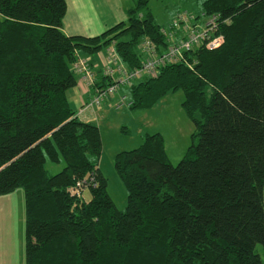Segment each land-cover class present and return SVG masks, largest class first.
I'll return each mask as SVG.
<instances>
[{
  "label": "trees",
  "instance_id": "trees-1",
  "mask_svg": "<svg viewBox=\"0 0 264 264\" xmlns=\"http://www.w3.org/2000/svg\"><path fill=\"white\" fill-rule=\"evenodd\" d=\"M147 2L86 37L65 33L67 0H0V195L25 190L28 264H264V0H203L223 43L129 88L132 108L183 90L198 142L174 165L162 135L149 134L115 158L126 207L108 192L100 127L77 116L67 91L80 52L113 44L134 68L143 38L163 50L162 25L140 11ZM48 160L65 166L49 174Z\"/></svg>",
  "mask_w": 264,
  "mask_h": 264
},
{
  "label": "rangeland",
  "instance_id": "rangeland-1",
  "mask_svg": "<svg viewBox=\"0 0 264 264\" xmlns=\"http://www.w3.org/2000/svg\"><path fill=\"white\" fill-rule=\"evenodd\" d=\"M92 1L97 3V11L100 16L105 17L104 20H108L109 24H115L114 20L123 18L127 21L129 8L134 7L138 2V0ZM147 1L144 8L140 10L141 13L150 14L155 23L162 25L163 28L170 24L178 11L186 10L193 14L203 13V0ZM100 53L104 56L103 50ZM83 57H86V54ZM71 91H69L70 96L72 95ZM72 100L70 106L78 113L81 102L77 98ZM184 100L185 93L179 89L168 92L153 106L147 108H132V105H128V100L123 107L116 108L112 98L111 106L106 102L99 106L100 110L97 109L99 112L91 121L99 125L103 140V150L98 158V165L108 179V192L117 208L123 210L128 197L127 187L115 165V158L119 152L140 146L149 134L160 133L164 139L168 160L177 165L186 155L190 154L193 144L198 142L199 128L187 112ZM199 116L196 114V117L199 118ZM64 166L63 161L57 163L48 160L46 162L49 174L61 171ZM84 196L86 199H90L89 189H84ZM0 197V205L5 208L3 218L0 219V226L3 228L0 231V233L3 232L0 239L4 238L2 242L6 244L5 247H0V251L4 249L0 256L4 257L6 262L10 257L13 260L23 259L26 237L25 190L20 186ZM256 251L264 261L263 245L257 244Z\"/></svg>",
  "mask_w": 264,
  "mask_h": 264
},
{
  "label": "built area",
  "instance_id": "built-area-1",
  "mask_svg": "<svg viewBox=\"0 0 264 264\" xmlns=\"http://www.w3.org/2000/svg\"><path fill=\"white\" fill-rule=\"evenodd\" d=\"M220 17L217 14L208 15L205 12L193 14L186 10L178 11L171 20L168 27L161 29L167 37L163 50L158 45L151 44V40L143 38L141 41L145 59L138 67L129 68L122 60L115 46L108 47V54L104 61L102 77L105 84H99L93 72L88 57L79 55L73 64L76 73L82 76L87 86L93 91L88 103L84 107H99L109 102L114 95H121L119 101L114 104L116 108H121L128 100V105H132V100L128 93L121 92L122 89H129L137 81L158 75L160 69L169 64L185 62L192 66L187 54L201 46L207 49L219 47L223 41V34L219 33Z\"/></svg>",
  "mask_w": 264,
  "mask_h": 264
},
{
  "label": "crops",
  "instance_id": "crops-1",
  "mask_svg": "<svg viewBox=\"0 0 264 264\" xmlns=\"http://www.w3.org/2000/svg\"><path fill=\"white\" fill-rule=\"evenodd\" d=\"M67 13L64 19V26L63 29L66 34L68 35H82L86 37H93L102 34L106 30L110 29L114 25L126 21L123 19L114 20L115 24H109L108 20H104L105 17L100 16L99 12L97 11V3L92 0H67ZM130 9V8H129ZM120 21V22H117ZM112 23V22H111ZM104 56L101 55L100 51L94 54H86V57L90 59V64L95 76L97 77V82L99 84H104V78L102 77V71L104 66V61L106 59V55L108 52V47L103 49ZM97 53H100L99 55ZM81 56L85 54L80 52ZM77 84L67 91V96L69 103L73 101L72 99H78L81 102V107L77 116L84 121H91L94 117H96L97 113L99 112V107H84V103H88L90 101V97L92 94V90L87 86L86 82L82 79L81 75L77 74ZM106 82V81H105ZM72 90V95L70 96L69 91ZM123 93L129 94V89H122ZM121 95L117 94L112 96L116 104L119 101ZM130 97V96H129ZM112 98L107 103L109 106L112 104ZM74 109V108H73ZM99 109V110H97ZM92 122V121H91ZM95 123V122H94ZM98 125V124H97ZM1 196V195H0ZM1 198V197H0ZM5 208L0 205V219L3 218ZM3 228L0 226V231ZM3 235V232L0 233V236ZM4 239V238H3ZM2 238L0 239V247H5V242H2ZM2 242V244H1ZM4 250V249H3ZM2 250V251H3ZM0 251V254L2 253ZM0 264H28L26 262L25 257L19 258L18 260H13L10 257L9 260H5L4 257L0 256Z\"/></svg>",
  "mask_w": 264,
  "mask_h": 264
},
{
  "label": "bare ground",
  "instance_id": "bare-ground-1",
  "mask_svg": "<svg viewBox=\"0 0 264 264\" xmlns=\"http://www.w3.org/2000/svg\"><path fill=\"white\" fill-rule=\"evenodd\" d=\"M168 27V26H167ZM164 35V34H163ZM165 36V35H164ZM165 38H166V40H167V37L165 36ZM151 44H153V45H156L155 43H153V42H151Z\"/></svg>",
  "mask_w": 264,
  "mask_h": 264
}]
</instances>
